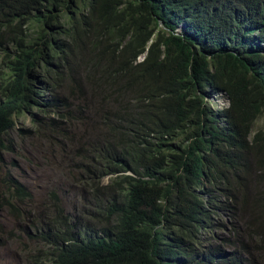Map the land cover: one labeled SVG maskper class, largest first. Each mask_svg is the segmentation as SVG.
<instances>
[{"label":"trees","instance_id":"obj_1","mask_svg":"<svg viewBox=\"0 0 264 264\" xmlns=\"http://www.w3.org/2000/svg\"><path fill=\"white\" fill-rule=\"evenodd\" d=\"M10 44L0 152L24 114L90 131L71 180L100 229L58 208L49 264H264V0H0Z\"/></svg>","mask_w":264,"mask_h":264},{"label":"rangeland","instance_id":"obj_2","mask_svg":"<svg viewBox=\"0 0 264 264\" xmlns=\"http://www.w3.org/2000/svg\"><path fill=\"white\" fill-rule=\"evenodd\" d=\"M34 29L36 27L32 28L29 40L37 36ZM14 52L12 44L4 50L0 48V71L7 69L10 55L6 54ZM225 101L213 100L212 105L216 108ZM88 132L82 125L71 127L49 124L48 121L36 124L24 114L17 121L16 128L6 136L4 144L8 148L0 152L2 171L11 170L30 198L21 194L16 218L10 217L6 210L0 212V264H49L45 256L51 247L36 240L33 234L37 227H51L58 208L72 214L75 221L81 216L93 231L100 229L99 219L97 223L88 221L90 216L86 210H90L91 201L85 183L71 180L74 151L79 145L78 140H84ZM108 181V178L103 180L104 183ZM35 252L42 257L36 258ZM30 256L34 259L31 260Z\"/></svg>","mask_w":264,"mask_h":264},{"label":"clouds","instance_id":"obj_3","mask_svg":"<svg viewBox=\"0 0 264 264\" xmlns=\"http://www.w3.org/2000/svg\"><path fill=\"white\" fill-rule=\"evenodd\" d=\"M16 181L20 184L21 191H23L21 194L25 195L27 198H30V195H28V193L24 190L23 185L18 180H16ZM1 210H5V208H0V212H1Z\"/></svg>","mask_w":264,"mask_h":264}]
</instances>
